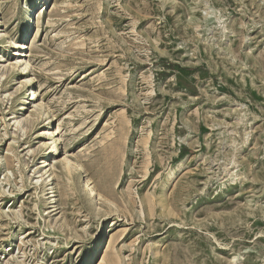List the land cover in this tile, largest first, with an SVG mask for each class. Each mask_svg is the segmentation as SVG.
<instances>
[{
    "label": "rangeland",
    "instance_id": "rangeland-1",
    "mask_svg": "<svg viewBox=\"0 0 264 264\" xmlns=\"http://www.w3.org/2000/svg\"><path fill=\"white\" fill-rule=\"evenodd\" d=\"M0 42V264H264V0H0Z\"/></svg>",
    "mask_w": 264,
    "mask_h": 264
},
{
    "label": "bare ground",
    "instance_id": "bare-ground-1",
    "mask_svg": "<svg viewBox=\"0 0 264 264\" xmlns=\"http://www.w3.org/2000/svg\"><path fill=\"white\" fill-rule=\"evenodd\" d=\"M36 5V4H35ZM34 11V9L33 8H30L29 9V11L27 12V14H26V19L25 20H27V22H30L31 20H32V17H33V12ZM5 42H8L7 43V45H12V44H14V41H12V39L11 38H7V41H5ZM5 42H0V47L2 48V47H6L7 45H6V43ZM18 48H19V57L18 58H16V62H13V63H16V67L15 68H17V69H22L23 71V73H25L26 72V70L28 69V66H29V62L27 61V60H24L23 61V58H21V57H23L24 56V53H23V51H24V49L26 48L25 47V44L24 43H22V44H19L18 45ZM0 57H1V55H0ZM2 58V57H1ZM12 66H14L13 64H12ZM25 83V84H24ZM21 84V83H20ZM22 84L23 85H28L29 87H31L32 86V84H33V77H27L24 81L22 80ZM21 84V86H23ZM28 88V87H27ZM33 88H31V91H32V93L31 94H33V95H35V93L33 92V90H32ZM36 96V95H35ZM39 104V105H38ZM37 105H35V106H41V104L40 103H38ZM42 107H43V105H42ZM42 107H40V108H42ZM37 108V107H36ZM39 108V107H38ZM37 108V109H38ZM43 109V108H42ZM43 111V110H42ZM44 112V111H43ZM42 113V112H41ZM49 113V112H48ZM50 124H52V122H51V118L50 117H48L47 118V126L44 128V129H41L40 130V134H38V136L39 137H42V136H46L47 134H49L48 133V131L46 130V128H49V125ZM52 127V126H51ZM56 132H57V130L56 131H54V129H51V131H50V134H51V142L49 143L50 145V149L51 150H49L52 154L51 155H56V154H58L59 153V143H60V137L58 136V135H55L56 134ZM44 143V142H43ZM48 146V147H49ZM185 161L186 160H184V159H182L180 162H179V166H182V165H184V163H185ZM57 162V161H56ZM63 163H64V168H66L68 171H72L73 170V168H75V169H79V170H82V167H81V165L80 164H76V163H74V162H72V160L71 159H69L67 156H65L64 158H63ZM48 164V163H47ZM44 169V168H43ZM81 173H83V172H81ZM169 177H172V176H174L175 175V173H174V169H172L170 172H169ZM40 179H38V181H40V182H42L43 184H44V187H47V188H45L44 189V191H46L45 193H44V196H45V198L48 200V203H56L57 202V198H56V185H55V182H54V179H53V177H52V173L50 172V169H48V168H45L44 170H42V172L40 173V177H39ZM84 181H85V187H86V189H87V191H88V194L91 196V197H96V195H98V193H97V191L95 190V188H94V186L92 185V183L90 182V180L88 179V178H84ZM101 197V196H100ZM103 234V233H102ZM88 258V257H87ZM84 264V263H83Z\"/></svg>",
    "mask_w": 264,
    "mask_h": 264
}]
</instances>
